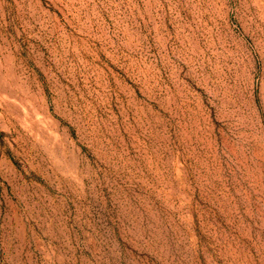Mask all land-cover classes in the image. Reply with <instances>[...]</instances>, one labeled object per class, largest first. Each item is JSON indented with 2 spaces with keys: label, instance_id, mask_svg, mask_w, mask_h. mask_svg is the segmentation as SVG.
I'll return each instance as SVG.
<instances>
[{
  "label": "rangeland",
  "instance_id": "1",
  "mask_svg": "<svg viewBox=\"0 0 264 264\" xmlns=\"http://www.w3.org/2000/svg\"><path fill=\"white\" fill-rule=\"evenodd\" d=\"M0 264H264V0H0Z\"/></svg>",
  "mask_w": 264,
  "mask_h": 264
}]
</instances>
